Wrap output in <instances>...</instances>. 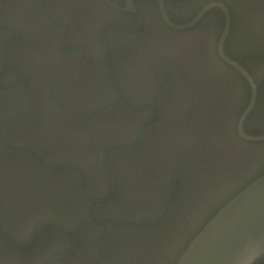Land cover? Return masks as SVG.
I'll return each mask as SVG.
<instances>
[{
    "label": "flooded vegetation",
    "instance_id": "1",
    "mask_svg": "<svg viewBox=\"0 0 264 264\" xmlns=\"http://www.w3.org/2000/svg\"><path fill=\"white\" fill-rule=\"evenodd\" d=\"M206 1L0 0V264H177L264 175V140L240 130L252 87L220 53L224 11V26L211 9L178 29ZM243 1L223 54L249 72L264 2ZM256 107L243 131L261 138Z\"/></svg>",
    "mask_w": 264,
    "mask_h": 264
},
{
    "label": "water",
    "instance_id": "2",
    "mask_svg": "<svg viewBox=\"0 0 264 264\" xmlns=\"http://www.w3.org/2000/svg\"><path fill=\"white\" fill-rule=\"evenodd\" d=\"M163 3V0H160ZM220 8L226 15V26L221 39L220 53L224 60L246 77L252 87V100L240 122L241 135L250 141L264 137L248 136L243 124L255 107L257 86L249 73L223 54L226 38L231 30V15L224 5L210 4L186 26L193 27L209 10ZM163 12L166 14L165 9ZM264 255V175L254 180L230 200L198 233L185 249L177 264H254Z\"/></svg>",
    "mask_w": 264,
    "mask_h": 264
},
{
    "label": "trees",
    "instance_id": "3",
    "mask_svg": "<svg viewBox=\"0 0 264 264\" xmlns=\"http://www.w3.org/2000/svg\"><path fill=\"white\" fill-rule=\"evenodd\" d=\"M220 1H223V3H225L227 5V7H228V9H229V11H230V13L232 15V21H233L232 32H233V31H235L237 29V27H235V23H236L235 20L237 19L236 17L238 16V13H237V10L238 9H237V7L235 5H233L232 3H230L229 0H220ZM258 1H263L264 2V0H256V2H258ZM211 3H216V1L215 0H207L202 5V8L205 7L206 5L211 4ZM242 3H243L242 5H244V6L250 5V4H245V2L243 0H242ZM196 12H199V10H197ZM210 12L213 13L214 16L217 17L218 19L221 18L222 19V24L224 26V24H225V18L222 17V14L220 13L219 9L214 8ZM253 14L256 15V16L251 17V20H256V24L259 23V25L256 26L257 27L256 29H251V34H254V35L257 34L258 35L259 33H261L262 36H264V11L260 12V10H258V11L253 12ZM260 17H261V24H263L262 27H261V29H260ZM241 48H242L243 51L246 50L249 53L256 51V57H260L259 63L262 61L261 68H259L258 70L255 68V65L248 66L249 63H253V62H249V63L244 64L245 67H246V69H248V71H249L248 73H250V75L254 79V82L258 86V95H257V102H256L257 107H256V109H254V111L250 115L249 121L247 123V125H251L250 123L253 124L252 121L255 122V120H258L259 117H263L264 118V39L262 40V45H260L258 42L254 43V39H252L250 43L249 42H246L243 45H241ZM252 55L254 56V53ZM245 86H246V99H245V103H244V109H245L246 106H248L249 101H250V98H251V88H250V86L248 84H245ZM1 108H2V111H4V104H3V106ZM241 111H243V108L241 109ZM253 126H254V124H253ZM251 135H257V133H251ZM7 158L8 157H6V159H3V162H4V165L5 166L10 167L13 163L9 159L7 160ZM3 162L0 161L1 164H3ZM14 169H15V165H13V168L11 170H14ZM11 170H9V168L6 167L5 174H7V172L8 171H11ZM42 170L45 171L44 169H42ZM11 173L13 174L14 172H11ZM256 179H254V180H256ZM0 198H3V193H0ZM13 211H14V209H12V214H13ZM9 213H11V211L9 210V208L6 205H3L2 206V209H0V215H3L4 216V214H7L8 215ZM12 216H13V218L6 217V219L11 224L14 221L17 222V219L19 218V216L17 214L16 215L13 214ZM58 224L66 227V225L63 222L62 223L61 222H58ZM0 226H1V229L6 232V227H5V225H4V223L2 221H0ZM53 230L54 229H51V231H53ZM55 234H58V232L55 231ZM5 246H6V244L2 243V247H0V248H4ZM185 248H183L180 251V254L176 258V260L179 259L180 255L183 253V251H184ZM4 253H3V251H0V254L2 255V257H3V254ZM103 257L107 261V264H121L116 259H114V257L111 256V255H106V256H103ZM150 264H155V261H152ZM156 264H159V263H156ZM170 264H174V262L173 263H170ZM254 264H264V255L262 257H260Z\"/></svg>",
    "mask_w": 264,
    "mask_h": 264
}]
</instances>
